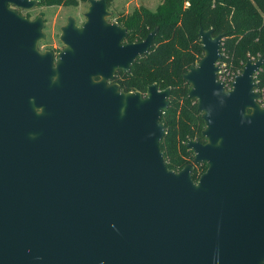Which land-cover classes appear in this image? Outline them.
I'll use <instances>...</instances> for the list:
<instances>
[{"label": "water", "instance_id": "1", "mask_svg": "<svg viewBox=\"0 0 264 264\" xmlns=\"http://www.w3.org/2000/svg\"><path fill=\"white\" fill-rule=\"evenodd\" d=\"M38 3L0 0V264H264V57L229 90L224 36L200 29L204 55L183 78L206 143L189 140L194 163L176 172L162 152L172 88L110 84L159 28L127 43L108 0H90L55 61L38 50L44 20L10 8Z\"/></svg>", "mask_w": 264, "mask_h": 264}, {"label": "trees", "instance_id": "2", "mask_svg": "<svg viewBox=\"0 0 264 264\" xmlns=\"http://www.w3.org/2000/svg\"><path fill=\"white\" fill-rule=\"evenodd\" d=\"M39 1L49 7H77L90 0ZM117 22L128 29V43L140 42L159 28L151 51L137 60L130 73L119 72L116 83L122 92L144 95L153 84L160 90L172 88L170 106L162 118L167 131L162 152L168 168L177 172L194 159L186 142L206 143L198 103L189 98L191 86L183 78L204 55L200 29H213L216 35L224 36L219 61L220 67L225 66L223 74H241L249 59L264 57V0H164L155 11L141 7ZM256 82L262 96L264 65ZM207 168L206 164L196 166L195 182Z\"/></svg>", "mask_w": 264, "mask_h": 264}, {"label": "rangeland", "instance_id": "3", "mask_svg": "<svg viewBox=\"0 0 264 264\" xmlns=\"http://www.w3.org/2000/svg\"><path fill=\"white\" fill-rule=\"evenodd\" d=\"M28 11H23V15L30 16L31 21L42 18L45 23L43 33L45 38L38 44L40 53L45 54L51 52L52 54H61L66 46L62 42L63 28L68 25L70 19H74L78 27H83L86 23V14L89 11L90 4L80 3L78 7H49L40 4ZM164 0H108L109 12L111 13L110 21H116L123 16L131 15L136 9L141 7L147 8L150 11H155L157 7L162 4ZM186 142V146H187ZM193 154V158H194ZM192 162L184 165L180 172L186 166L193 164ZM196 169V168H195ZM195 171V170H194Z\"/></svg>", "mask_w": 264, "mask_h": 264}, {"label": "built area", "instance_id": "4", "mask_svg": "<svg viewBox=\"0 0 264 264\" xmlns=\"http://www.w3.org/2000/svg\"><path fill=\"white\" fill-rule=\"evenodd\" d=\"M225 68V66H222L221 67V73L219 74V76L221 75V79H219V81L221 82V83H223L225 86H226V88L227 89H231L232 88V84H233V82H234V80H235V78L239 75H232V76H230V75H224L223 74V69ZM260 103L262 104V106H264V92H263V95L261 96V99H260Z\"/></svg>", "mask_w": 264, "mask_h": 264}, {"label": "flooded vegetation", "instance_id": "5", "mask_svg": "<svg viewBox=\"0 0 264 264\" xmlns=\"http://www.w3.org/2000/svg\"><path fill=\"white\" fill-rule=\"evenodd\" d=\"M108 5H109V3H108ZM78 7V6H77ZM11 9H13L14 11H16V13H18L20 16H22V17H24V18H26V19H28V20H30V16H28V15H23V11H28V10H23V9H18V8H15V7H10ZM110 8V7H109ZM31 21V20H30ZM108 21L110 22V23H117V24H119L118 22H117V20L116 21H110V19H108ZM77 26V25H76ZM78 27V26H77ZM78 28H80V27H78ZM82 28V27H81ZM128 43V42H127ZM54 55V54H53ZM59 55L60 54H56V55H54V58H55V61L59 58ZM119 72H122V71H118L117 73H116V75H115V77H114V79H113V81L110 83V84H115V85H118V83H116V77H117V75H118V73ZM194 154V153H193Z\"/></svg>", "mask_w": 264, "mask_h": 264}]
</instances>
